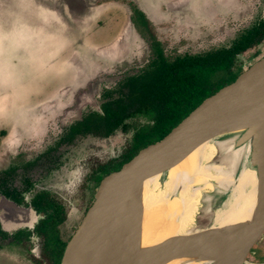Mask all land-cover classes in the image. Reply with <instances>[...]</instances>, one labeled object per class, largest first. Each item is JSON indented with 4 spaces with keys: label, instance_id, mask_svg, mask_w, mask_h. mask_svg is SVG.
Wrapping results in <instances>:
<instances>
[{
    "label": "rangeland",
    "instance_id": "374dc122",
    "mask_svg": "<svg viewBox=\"0 0 264 264\" xmlns=\"http://www.w3.org/2000/svg\"><path fill=\"white\" fill-rule=\"evenodd\" d=\"M133 6L144 13L146 26ZM263 12L264 0H0V169L17 152L33 156L52 141L58 124L98 109L103 89L149 62L153 41L169 59L200 53L228 45ZM258 54L264 55V45L240 54L243 68ZM53 101L57 106L49 108ZM124 136L86 142L92 150L119 148L127 143ZM229 139L220 138L227 141L209 164L232 168L235 179L240 167ZM204 194L201 208L224 199L215 190ZM89 201L90 192L61 226L64 238L73 234ZM251 258L264 260V240L252 247ZM0 264L51 262L33 256L27 244L7 248L0 239Z\"/></svg>",
    "mask_w": 264,
    "mask_h": 264
},
{
    "label": "water",
    "instance_id": "95a60500",
    "mask_svg": "<svg viewBox=\"0 0 264 264\" xmlns=\"http://www.w3.org/2000/svg\"><path fill=\"white\" fill-rule=\"evenodd\" d=\"M263 115L264 55L240 72L232 82L203 99L161 139L140 148L119 169L100 180L92 203L64 246L59 264H131L123 237L125 228L122 226V213L130 188L151 175L167 171L190 148L214 135L218 126L221 125V130L225 131ZM255 125L234 132L237 133L234 149L247 140ZM243 167L254 170L256 185L251 216L239 237L218 234L205 238L199 236L192 241L184 235H171L153 244L152 251L135 264L163 263L170 251L201 254L219 246H224V252L208 264H251L249 254L252 247L264 235V132L238 170L235 181ZM220 204L199 207L193 227L202 230L208 228ZM132 208L134 213L126 220L128 232L138 227L140 221L137 220L143 215V209L136 205V201ZM40 217L31 208L20 207L0 194L2 231L7 232L11 227L31 226Z\"/></svg>",
    "mask_w": 264,
    "mask_h": 264
},
{
    "label": "bare ground",
    "instance_id": "6f19581e",
    "mask_svg": "<svg viewBox=\"0 0 264 264\" xmlns=\"http://www.w3.org/2000/svg\"><path fill=\"white\" fill-rule=\"evenodd\" d=\"M256 124L247 140L234 149L238 156L236 167L246 161L252 147L260 141L264 132V115L248 120L225 131L221 125L206 141L190 148L189 152L167 171L151 175L133 185L127 196L122 213L123 237L131 264L152 251L153 244L171 235H184L192 241L199 236L228 234L239 237L245 230L255 201L254 170L243 167L238 179L234 180L232 168L223 164H209L218 148H224L229 136L233 147L237 133L249 125ZM225 163V162H224ZM162 179V180H161ZM215 190L223 203L214 211L212 224L206 229L193 227L195 213L202 200L208 198L207 191ZM143 209L142 218L133 232H128L126 220L134 213L132 205ZM132 224V223H131ZM132 227V229H133ZM224 246L210 249L201 254H186L170 251L160 264H208L224 252Z\"/></svg>",
    "mask_w": 264,
    "mask_h": 264
},
{
    "label": "trees",
    "instance_id": "16d2710c",
    "mask_svg": "<svg viewBox=\"0 0 264 264\" xmlns=\"http://www.w3.org/2000/svg\"><path fill=\"white\" fill-rule=\"evenodd\" d=\"M132 9L135 18L146 26L144 13L136 6ZM260 45H264V12L228 45L200 53H184L169 59L159 43L153 41L154 53L149 62L115 86L103 89L101 110L87 112L72 129L106 134L127 125L126 120L132 117H141L146 122L136 130V141L128 157L131 158L140 148L166 135L203 99L232 82L244 70L239 55ZM0 193L8 195V169L0 172ZM0 234L5 235L1 230ZM64 245L51 250L55 259L50 260L51 264L60 263Z\"/></svg>",
    "mask_w": 264,
    "mask_h": 264
},
{
    "label": "flooded vegetation",
    "instance_id": "af4514ba",
    "mask_svg": "<svg viewBox=\"0 0 264 264\" xmlns=\"http://www.w3.org/2000/svg\"><path fill=\"white\" fill-rule=\"evenodd\" d=\"M100 97L102 102L103 97ZM56 104L53 101L49 108H54ZM92 110L100 111V105L98 109L89 108L78 117L58 124L52 141L41 146L33 156L23 158L17 152L10 157L8 166L0 169V172L8 169V195L5 196L16 205L31 208L41 216L31 226L11 227L7 232L0 229L5 233L0 234V239L6 240L7 248L10 244L15 247L27 244L33 256L55 260L51 250L66 244L71 237H63L61 226L70 214L82 209V203L86 202L90 192V201L83 207L81 221L93 201L100 180L130 159L136 130L146 121L141 117H132L126 120L127 125L115 127L106 134L84 128L74 131L72 126ZM117 132L125 134V146L122 143L119 148L100 146L92 150L87 145L90 137L106 140ZM17 177L19 180L15 183ZM260 240H264V235ZM250 261L251 264H264V260L254 261L251 258Z\"/></svg>",
    "mask_w": 264,
    "mask_h": 264
}]
</instances>
